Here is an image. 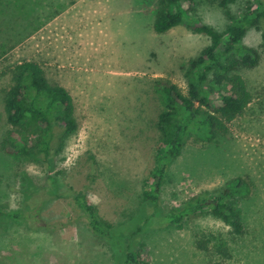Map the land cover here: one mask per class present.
<instances>
[{"label":"rangeland","instance_id":"obj_1","mask_svg":"<svg viewBox=\"0 0 264 264\" xmlns=\"http://www.w3.org/2000/svg\"><path fill=\"white\" fill-rule=\"evenodd\" d=\"M158 1L0 0V264H123L129 250L142 264H264V52L257 30L242 39L257 64L233 70L251 102L225 134L184 141L166 163L155 206L142 197L159 165L156 81L185 93L187 63L209 43L192 26L222 32L229 24L218 0H180L185 21L156 34ZM252 1L236 0L229 10L239 15ZM22 61L38 64L72 99L77 128L52 172L39 156L21 157L5 143L12 128L2 97ZM238 179L249 187L236 199L241 234L209 211L156 225L157 216ZM70 193H84L113 226L108 238L90 231ZM28 203L37 206L36 219L26 216Z\"/></svg>","mask_w":264,"mask_h":264},{"label":"trees","instance_id":"obj_2","mask_svg":"<svg viewBox=\"0 0 264 264\" xmlns=\"http://www.w3.org/2000/svg\"><path fill=\"white\" fill-rule=\"evenodd\" d=\"M235 2L217 1V7L229 22L224 31L217 32L207 25L192 26L193 32L205 35L209 43L187 63L183 74L186 92L182 93L176 85L166 81L155 83L163 108L156 119L159 165L153 171L149 189L142 194L150 205L157 203L166 163L178 155L184 141L195 137L207 143L225 134L227 125L251 102L244 80L233 70L237 65L251 68L258 62L256 51L242 44L248 29L260 33L264 52V0H253L239 15H233L229 10ZM184 21L185 12L180 0L158 1L152 25L156 34H162ZM2 103L6 123L12 128L5 143L21 157L39 156L46 170L52 172L53 161L62 151L64 140L77 128L70 95L64 88L49 84L38 64L22 61L10 71V85L4 91ZM29 125L33 129H27ZM22 128L26 133L20 134L18 130ZM2 148H6L4 144ZM47 178L54 182L52 176ZM248 194L249 187L241 180H235L215 196L192 199L178 212L157 216L156 225H180L189 215L209 211L229 226L232 233L241 234L243 225L236 199ZM68 196L82 211L86 225L94 235L104 239L111 235L113 226L98 217L84 193H70ZM26 207V216L36 219L37 206L28 203ZM123 264H142L139 252L127 251Z\"/></svg>","mask_w":264,"mask_h":264}]
</instances>
